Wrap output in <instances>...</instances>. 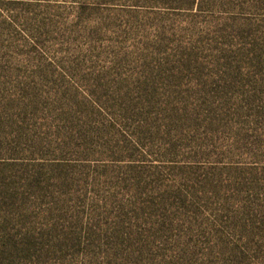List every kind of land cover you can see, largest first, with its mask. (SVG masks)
I'll return each mask as SVG.
<instances>
[{
	"label": "rangeland",
	"instance_id": "374dc122",
	"mask_svg": "<svg viewBox=\"0 0 264 264\" xmlns=\"http://www.w3.org/2000/svg\"><path fill=\"white\" fill-rule=\"evenodd\" d=\"M196 2L0 0V264H264V0Z\"/></svg>",
	"mask_w": 264,
	"mask_h": 264
},
{
	"label": "trees",
	"instance_id": "16d2710c",
	"mask_svg": "<svg viewBox=\"0 0 264 264\" xmlns=\"http://www.w3.org/2000/svg\"><path fill=\"white\" fill-rule=\"evenodd\" d=\"M197 0H189V7L194 6L197 2ZM81 101L83 100L87 104V108L92 111L94 115H100L102 112H106L110 116L111 125L113 123V127L116 128V126L121 128V131H124V133L128 135L129 130L132 127L131 119L128 114V110L126 109H115L114 105L109 104V100H101V98L95 94H91L88 92H84L80 94ZM103 98L105 96H102ZM105 99V98H104ZM108 105L105 106V105ZM76 110H71V113H75ZM110 112V113H109ZM113 112V113H112ZM116 116H113V115ZM176 116L178 118H181L180 114L176 113ZM147 123V121H146ZM104 125V123H102ZM144 122L140 121L139 126H144ZM74 128L82 129L85 126L76 124L73 126ZM117 131L120 133V130L117 129ZM87 133H90L87 131ZM132 140L136 143L137 146L142 149H144L143 146L145 144H141L140 140L138 138H135V140L132 138ZM63 152V151H62ZM2 165V163H0ZM56 166V165H54ZM27 172H29L28 176L31 178L34 182L41 184L44 180V177L46 175L43 171H37L32 172V170L27 168ZM16 186V185H15ZM50 188V186H49ZM31 189V188H30ZM42 189V187H41ZM52 193V192H51ZM36 192L30 191V190H22L20 191V187H14V180L11 178L10 175H6L2 168L0 167V222H9L13 223L15 227L18 228L17 235L19 234L20 241L16 239V236L8 235V238L11 240V242H7L5 240L2 241L1 245H6L9 247L10 252L12 254H17L21 250V246L27 247L26 249H30L31 241L28 238L26 241L24 240L27 237H35L34 235H30L33 233L32 228L30 226H27L24 222H21L19 224L20 219L23 217H28V214L30 213V210H32V204L36 202ZM22 199L25 200V203L22 201ZM55 209V207H51L50 209ZM10 209V210H9ZM33 211L36 212V216H39L41 213L45 212L46 209L44 205H39L33 208ZM64 210L61 208V219H64L65 221L68 220L69 216H64ZM32 224V222H31ZM55 227H51L49 230L53 231ZM37 231V229H35ZM38 234V232H37ZM43 235V234H42Z\"/></svg>",
	"mask_w": 264,
	"mask_h": 264
}]
</instances>
